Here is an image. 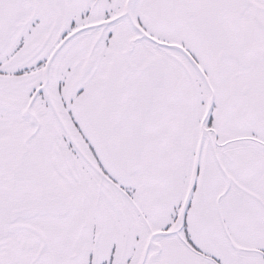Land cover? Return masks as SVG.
<instances>
[{"label": "snow or ice", "instance_id": "6c2138e0", "mask_svg": "<svg viewBox=\"0 0 264 264\" xmlns=\"http://www.w3.org/2000/svg\"><path fill=\"white\" fill-rule=\"evenodd\" d=\"M0 264H264V0H0Z\"/></svg>", "mask_w": 264, "mask_h": 264}]
</instances>
